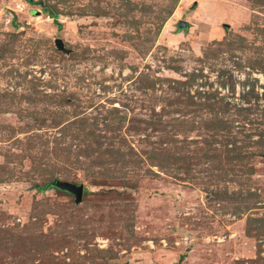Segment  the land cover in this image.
<instances>
[{"label":"rangeland","instance_id":"obj_1","mask_svg":"<svg viewBox=\"0 0 264 264\" xmlns=\"http://www.w3.org/2000/svg\"><path fill=\"white\" fill-rule=\"evenodd\" d=\"M182 255L264 264V0H0V264Z\"/></svg>","mask_w":264,"mask_h":264},{"label":"water","instance_id":"obj_2","mask_svg":"<svg viewBox=\"0 0 264 264\" xmlns=\"http://www.w3.org/2000/svg\"><path fill=\"white\" fill-rule=\"evenodd\" d=\"M178 28L180 30L187 29L189 28V23L183 20L179 23ZM55 47L59 52L65 55L71 54V50L66 48L65 43L61 38L55 40ZM50 186L52 188H55L56 190L72 195L75 198L77 204H80L83 201L84 191H85V187L83 184H76V183L56 179L50 184Z\"/></svg>","mask_w":264,"mask_h":264},{"label":"trees","instance_id":"obj_3","mask_svg":"<svg viewBox=\"0 0 264 264\" xmlns=\"http://www.w3.org/2000/svg\"><path fill=\"white\" fill-rule=\"evenodd\" d=\"M53 17H54V19H55V21H57L56 19H57V16L56 15H54L53 14ZM57 26H58V28L60 29L61 27H62V25L61 24H59V23H57ZM197 76L198 75H196V74H192V75H189V76H187L186 78H188V80H182V81H177L176 82V84L174 85L175 86V89H179L180 87H184V86H187V85H192L193 83H194V81H195V79L197 78ZM67 101L68 100H66L65 101V103H67ZM207 106H209V107H213V104H210V105H207ZM109 122V121H108ZM241 149H242V147H241ZM233 150H235V151H238L239 152V150H240V148L239 147H236L235 146V149H233ZM214 151V150H213ZM215 152V151H214ZM53 181V180H52ZM47 187H51V186H46V188ZM40 190L41 191H44L45 190V188H40ZM57 191H59V190H57ZM60 192H62V191H60ZM84 193H85V191H84ZM58 242V241H57ZM60 244H62V246H60L59 248H58V250L59 249H61V248H63V247H66V246H64V244L65 243H63V242H59ZM53 247H55L56 249H57V246H56V243L52 246V243H51V245L49 246V244H46V243H43V244H41L40 245V247L38 248V250L40 251V253L42 254V256L44 257V259H47V258H49V257H51L52 259L51 260H54L56 257L55 256H53V254H48L49 253V249H53ZM68 248H69V250H70V253H67V256L69 257V255H73V248L71 247V246H69L68 245ZM185 256L184 255H182L181 257H180V259H179V261H178V263L177 264H183V261H184V258ZM54 258V259H53ZM72 264H81L80 262H76V261H73L72 262Z\"/></svg>","mask_w":264,"mask_h":264}]
</instances>
